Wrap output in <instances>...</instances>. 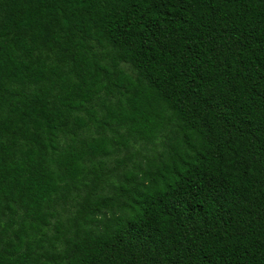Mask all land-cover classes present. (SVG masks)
Returning <instances> with one entry per match:
<instances>
[{"label":"trees","instance_id":"16d2710c","mask_svg":"<svg viewBox=\"0 0 264 264\" xmlns=\"http://www.w3.org/2000/svg\"><path fill=\"white\" fill-rule=\"evenodd\" d=\"M0 264H264V0H0Z\"/></svg>","mask_w":264,"mask_h":264}]
</instances>
